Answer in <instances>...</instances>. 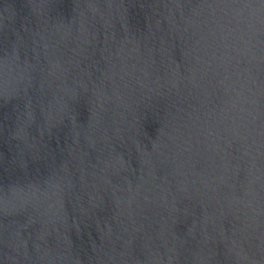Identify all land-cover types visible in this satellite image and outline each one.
<instances>
[{
  "label": "water",
  "instance_id": "obj_1",
  "mask_svg": "<svg viewBox=\"0 0 264 264\" xmlns=\"http://www.w3.org/2000/svg\"><path fill=\"white\" fill-rule=\"evenodd\" d=\"M0 264H264V0H0Z\"/></svg>",
  "mask_w": 264,
  "mask_h": 264
}]
</instances>
